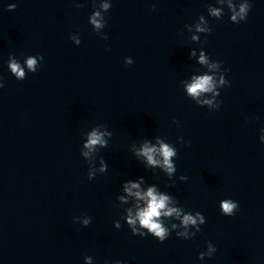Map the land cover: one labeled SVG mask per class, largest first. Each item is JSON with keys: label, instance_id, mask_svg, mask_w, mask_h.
<instances>
[{"label": "clouds", "instance_id": "clouds-1", "mask_svg": "<svg viewBox=\"0 0 264 264\" xmlns=\"http://www.w3.org/2000/svg\"><path fill=\"white\" fill-rule=\"evenodd\" d=\"M93 4H96V0H93ZM80 5H77L79 7ZM16 7L15 4L9 5V10H14ZM250 3L248 0H240V2L233 3L229 2L228 8L230 12V20L232 23H240L241 21L246 20L248 13L250 11ZM111 8V3L103 2L99 3V9L108 12ZM210 14L213 17H216L217 19L222 18L221 10L219 8H210L209 9ZM201 22H203L204 18L203 16L200 17ZM90 24L94 27V29H100L104 26V23H106L104 17L101 15V11L95 9L92 14L89 17ZM103 22V23H102ZM197 31L200 32H211V28H202L200 25H197ZM73 39H76L75 36L72 37ZM196 39V37H193ZM76 43L79 44L80 40L76 39ZM193 55L195 53L193 52ZM39 59L42 61L43 57L40 56ZM132 61L130 59L126 60V64H131ZM200 63L201 64H207L208 59L206 56L201 53L200 56ZM26 65L29 71L32 73H35L37 71V58L35 57H29L26 61ZM212 67H218V64H213ZM9 68L11 69L12 73L15 75L17 80H24L25 79V71L20 66L19 63H17L14 59L11 60L9 63ZM220 84L222 85H228L229 81H227L224 76H221L220 78ZM0 87H3V84H0ZM215 87L214 84V78L210 75H204L200 77H194L193 82L187 86L188 93L196 98L199 97L202 93H208L212 92ZM203 103H211V101H204ZM264 131V129H262ZM111 135L110 133L101 132L99 128H94L89 134L87 143L84 145L85 148H87L89 151L84 152L83 155L87 157L89 155V152L95 151V148L97 145L100 147H105L107 145V141L104 139L105 135ZM264 139V137H262ZM182 141V138H180ZM137 155L143 156L146 158L149 165H159L163 167L169 174H171L173 171H175L174 165L172 163L171 158L175 155H177L176 150H174L169 145L159 142V147L156 146H150L147 142L144 143V145L138 150ZM157 155L161 157V159H157ZM101 172L105 171L106 166L104 165V162H101ZM95 177L94 172L88 173V179L92 180ZM182 180H186L187 177L181 176ZM140 185L138 183H132L130 185L125 186V191L128 192L129 195H134L138 200L144 201V206L139 207L135 216L131 214V211H129L127 215V223L131 227V231L133 235H139L141 237L145 236L146 234L151 233L157 240L160 242H163L166 240L169 236L168 230L162 226V223L160 222V217H171L173 214L177 218L180 217L181 213L180 210L173 207H168L169 203V197L166 195H159L157 194L154 187H150L147 192L141 193L139 191ZM133 189H137V191L133 192ZM120 199H124L121 197ZM220 208L222 209V214L225 216H233L235 212L238 209V203L234 202L231 199L223 200L220 204ZM204 224L205 223V217L201 213H197L194 217L193 215H184L182 219V225L188 226V225H197V223ZM91 222L90 217H86L82 224L84 226H88ZM137 223L139 224V227H137ZM115 227L119 229L121 225L119 222H115ZM173 227H176V225H173ZM142 229H147V232L142 231ZM200 230L199 228L197 229ZM179 236H186V233H178ZM216 251V249L212 248L211 245L209 246V254ZM204 254L201 253V256ZM85 261L90 264L91 257L85 256ZM117 264H121L120 261H117Z\"/></svg>", "mask_w": 264, "mask_h": 264}]
</instances>
